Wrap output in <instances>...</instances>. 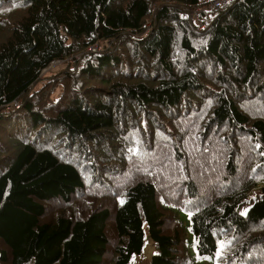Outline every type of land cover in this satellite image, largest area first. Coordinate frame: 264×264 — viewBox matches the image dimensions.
Returning a JSON list of instances; mask_svg holds the SVG:
<instances>
[{
	"label": "trees",
	"instance_id": "obj_1",
	"mask_svg": "<svg viewBox=\"0 0 264 264\" xmlns=\"http://www.w3.org/2000/svg\"><path fill=\"white\" fill-rule=\"evenodd\" d=\"M210 2L0 0V264H264V0Z\"/></svg>",
	"mask_w": 264,
	"mask_h": 264
},
{
	"label": "rangeland",
	"instance_id": "obj_2",
	"mask_svg": "<svg viewBox=\"0 0 264 264\" xmlns=\"http://www.w3.org/2000/svg\"><path fill=\"white\" fill-rule=\"evenodd\" d=\"M211 6H214V5L211 3ZM195 12L196 11H193L192 13L194 14ZM196 18H197V16H196V14H194V20L195 21H197ZM198 23L200 24V23H203V22H198ZM91 50H93V49H91ZM63 67H64V62L55 61V62H53L50 65V67H48L44 71V72L48 71V73H46L43 76H48V75H51L53 73H56L57 71H59ZM259 186H260V184L256 187L255 190H253L249 194L247 199L239 206V208H238L239 213H241V214H245L246 213L247 209L250 207V205L252 204L253 200L260 193L259 192V188H260ZM180 214L183 216L182 219H183L184 225H185L186 230H187V245H188V248H189L190 255L195 260H197L198 262H201V263H204V264H213V263L209 262L205 257H198L197 256L195 238H194L193 233L190 230L189 213H185L184 211H181ZM144 231H145V240H144V245H143V248H142V253L140 255H137V254L133 255L132 264L138 263L139 260L142 261V258H144V259L145 258H150L156 252L155 246L153 245V243H152V241H151V239L149 237L148 230H147L146 226H144Z\"/></svg>",
	"mask_w": 264,
	"mask_h": 264
},
{
	"label": "built area",
	"instance_id": "obj_3",
	"mask_svg": "<svg viewBox=\"0 0 264 264\" xmlns=\"http://www.w3.org/2000/svg\"><path fill=\"white\" fill-rule=\"evenodd\" d=\"M208 1H211L210 3H212L215 7H217V6H220V5L228 2L229 0H208ZM210 6H211V4H210ZM214 6H211V7H214ZM191 17L194 20V14L193 13L191 14ZM197 23L198 22H196V24ZM205 24H206V22H203V23H200V24L198 23L197 26L199 28H202ZM14 105L17 106V102L16 101L14 102Z\"/></svg>",
	"mask_w": 264,
	"mask_h": 264
}]
</instances>
